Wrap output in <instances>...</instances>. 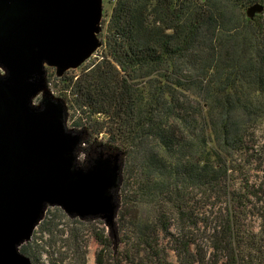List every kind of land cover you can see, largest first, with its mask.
<instances>
[{
  "label": "trees",
  "instance_id": "trees-1",
  "mask_svg": "<svg viewBox=\"0 0 264 264\" xmlns=\"http://www.w3.org/2000/svg\"><path fill=\"white\" fill-rule=\"evenodd\" d=\"M256 2L116 0L99 60L60 78L73 126L90 132L81 156L97 143L126 152L120 241L95 227V264H172L169 250L179 264H264V12L246 15ZM61 215L49 209L22 246L35 264L36 235L55 243L58 231L86 264L74 228L104 223L59 230Z\"/></svg>",
  "mask_w": 264,
  "mask_h": 264
},
{
  "label": "water",
  "instance_id": "water-1",
  "mask_svg": "<svg viewBox=\"0 0 264 264\" xmlns=\"http://www.w3.org/2000/svg\"><path fill=\"white\" fill-rule=\"evenodd\" d=\"M104 17L105 0H0V264H35L21 248L55 207L101 220L120 241L126 152L97 143L82 157L90 132L70 126L48 74L63 78L98 52Z\"/></svg>",
  "mask_w": 264,
  "mask_h": 264
},
{
  "label": "rangeland",
  "instance_id": "rangeland-1",
  "mask_svg": "<svg viewBox=\"0 0 264 264\" xmlns=\"http://www.w3.org/2000/svg\"><path fill=\"white\" fill-rule=\"evenodd\" d=\"M116 3V0H105V17L104 20L106 22L104 23L103 31L101 33V38L104 41H106V33H107V24L108 21L112 15L114 5ZM104 45L98 50V52L89 60L87 61L81 68L77 70H73L74 72H71L72 70L69 71V75H78L81 74L83 71L84 67L86 65H91L94 62H97L99 60L100 55L103 52ZM48 74L49 77H51V85L53 90L56 93H60L61 88H62V82L60 79H57L55 76V70L53 68L48 69ZM79 116L78 112H75L74 110H70V115H69V124L70 126H73V121ZM71 117V119H70ZM58 215H60L57 212ZM64 215L59 216L58 221L60 222L59 225V230L66 229V228H73V224L70 223L69 217L63 212ZM249 223H252L255 227V232H258L259 229L261 228V220L257 217L250 218ZM95 227H105L104 224H101L100 222H94L91 225H86V226H75L74 231L78 233V235L81 237L82 240H86V264H95V257H96V252L102 247L100 242L96 239L94 235V229ZM58 231V230H57ZM67 232L66 234H60V231L58 233L55 232V235L52 236L53 240H56L55 243L51 242V236L47 233L41 234L38 233L36 236L38 237L37 242L40 243L42 246H44V250L41 252V258L39 261V264H76V260L73 258L74 257V248H72L70 245L67 244L66 237H67ZM41 236H43L42 240L40 239ZM43 241V242H42ZM164 242H167V239L163 240ZM47 243V245H45ZM205 250L208 249V245H204ZM170 252V260L172 261V264H179L177 260V255L174 251L169 250ZM52 253V256H51ZM65 256V258L62 260V258ZM219 264H225L224 261L220 262Z\"/></svg>",
  "mask_w": 264,
  "mask_h": 264
}]
</instances>
